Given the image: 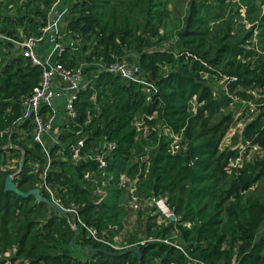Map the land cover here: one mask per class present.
<instances>
[{
    "label": "trees",
    "instance_id": "1",
    "mask_svg": "<svg viewBox=\"0 0 264 264\" xmlns=\"http://www.w3.org/2000/svg\"><path fill=\"white\" fill-rule=\"evenodd\" d=\"M50 1L0 0V264H80L74 250H85L83 264H264V0H73L62 34L79 42L82 60L135 52L148 85L99 71L76 93V116L59 126L44 172L33 120L18 122L41 68L11 41L39 35ZM73 54L64 48L57 63L77 67ZM237 124L241 157L255 151L233 168L238 152L220 145ZM173 135L185 152H169ZM101 138L114 145L103 165L84 158ZM8 175L51 201L47 185L66 216L4 191ZM132 196L164 199L174 221L151 204L129 224ZM77 220L121 249L86 238Z\"/></svg>",
    "mask_w": 264,
    "mask_h": 264
},
{
    "label": "built area",
    "instance_id": "2",
    "mask_svg": "<svg viewBox=\"0 0 264 264\" xmlns=\"http://www.w3.org/2000/svg\"><path fill=\"white\" fill-rule=\"evenodd\" d=\"M73 0H51L49 8L46 11L45 21L39 28V35H30L24 37L22 42L11 41L15 47V50L23 51L26 58H28L32 65L39 66L41 68V75L39 82L32 88V91L26 97L21 99L22 115L18 122H25L31 118L35 124L34 141L41 145L42 151L47 158L46 167L44 172L50 165V158L48 148L57 142L56 135H54L52 128L54 126V117L58 113L59 126L63 123H73L75 118V111L73 103L76 99V93L86 87L101 70H104L109 75L118 78L123 82L135 83L138 85H148L144 76L141 74L139 65L137 62V54L135 52H127L120 58L115 59L109 64H102L100 62L86 63L81 60V57H77L79 42L75 39L63 38L62 29L64 27V16L68 13L70 3ZM1 39H6L4 35L0 34ZM43 47L41 52L39 48ZM70 47L74 51V58L77 59V67L64 68L61 64L57 63V57L63 52L64 48ZM80 51V50H79ZM53 58V61H50ZM81 58V59H80ZM94 68V73L83 74V67ZM50 111L51 115L47 121L43 120L41 109ZM59 128V127H58ZM57 128V130H58ZM56 130V134H57ZM171 141L169 143V152L171 154H177L179 152H185L187 150L186 140H181L180 136H170ZM96 147V153L85 154L84 158L90 161H96L98 164L103 165V156L106 152L111 151L114 147L112 143H108L104 138H101ZM241 144V143H240ZM82 145L81 140L77 141L75 145H70V151L72 153V159L78 157L79 147ZM242 145V144H241ZM244 146L239 147V152ZM238 152V156L234 159H230L228 167L237 168L240 167L242 162L241 155ZM241 157V158H240ZM13 168V167H12ZM47 185H44V190L50 195L52 203L57 207L58 203L54 201V195L48 189ZM132 191L131 189L129 190ZM151 199L155 202V206L160 211L159 213L169 219L173 216L167 209L164 199ZM128 208L135 209L139 205L135 197H130L128 200ZM153 204V203H152ZM154 205V204H153ZM155 207V208H156ZM60 208V207H59ZM62 210V208H60ZM67 212H73L68 209ZM65 212V210H64ZM78 222L80 230L84 232L86 238L91 239L94 242L108 246L113 250H120L118 246V239L114 238L113 242H109L107 239L98 235L97 231L93 227L86 226L85 224ZM71 228L75 229L74 224H71ZM174 238V237H173ZM151 239L140 241L139 244H143ZM159 241L158 239H156ZM162 243L175 247L181 253L184 254L181 246L172 239L161 240ZM185 255V254H184Z\"/></svg>",
    "mask_w": 264,
    "mask_h": 264
},
{
    "label": "rangeland",
    "instance_id": "3",
    "mask_svg": "<svg viewBox=\"0 0 264 264\" xmlns=\"http://www.w3.org/2000/svg\"><path fill=\"white\" fill-rule=\"evenodd\" d=\"M76 47L78 48L77 57L83 56L85 53L84 52H81L80 45L77 44ZM39 50L42 52L43 51V47L42 48H39ZM50 61H53V58H51ZM88 67H85L84 66L83 69L88 68ZM86 73H90V74L94 73V68L87 69L86 70ZM238 128H240V125L237 124L235 127H232V128H230L228 130L226 136L224 137V139L222 140L221 145H220V147L222 149L223 148H226V149H229V150H235V151L239 152V149L238 148L241 147L242 145L240 144L239 138L236 136V131H238L237 130ZM56 130H57V126H56V123H54V126L52 128V131H53L54 135H56ZM253 150L252 151H247L246 154H245L246 156L244 155L245 157H243L242 159L243 160H248L253 155V152L255 151V150L254 151ZM243 151H244V148L241 149V152H239V154L241 155L243 153ZM155 200H158V199H155ZM152 203L155 206V202L150 201L149 203H145L143 205L142 204L137 205V207L134 210L131 209V208H129L132 211V213H130L129 217L127 218L129 224H131V223H133L135 221V216H136L135 213L136 212H138V213H140V212H142V213L146 212L147 211L146 210V205H151ZM127 207H129L128 203H127ZM155 212L156 213L157 212H160L157 207H156V211ZM263 228H264V221L260 225V228L258 230V235L261 233V231H262ZM59 251L64 252V253H69V250L66 249V248L65 249H60ZM70 254H72L80 262V264H83V262H84V260L86 258V252H85V250H74Z\"/></svg>",
    "mask_w": 264,
    "mask_h": 264
},
{
    "label": "water",
    "instance_id": "4",
    "mask_svg": "<svg viewBox=\"0 0 264 264\" xmlns=\"http://www.w3.org/2000/svg\"><path fill=\"white\" fill-rule=\"evenodd\" d=\"M13 176H10L8 175L5 179V184H4V187H3V190L4 191H8V192H13V193H16L20 196H22L23 198H26V197H29V196H33L36 201H42L43 203H45L47 206L51 207L54 211H56L59 215L65 217L66 214L63 210H61L59 207H57L54 203H52V201H49L45 198H43L42 194L39 192V190L37 189H32V190H29L27 191L26 193H22V191H20L19 189H17L14 181H13ZM169 221H174V217L173 216H170ZM72 232H73V236L72 238L70 239V242H69V245L71 247L74 248L73 246V241L74 239L76 238L77 234H78V230L75 228V229H72ZM88 251L91 250V249H87ZM132 252H134L137 260L139 258V250L138 248H133L131 249Z\"/></svg>",
    "mask_w": 264,
    "mask_h": 264
},
{
    "label": "crops",
    "instance_id": "5",
    "mask_svg": "<svg viewBox=\"0 0 264 264\" xmlns=\"http://www.w3.org/2000/svg\"><path fill=\"white\" fill-rule=\"evenodd\" d=\"M54 121H55V123H56V126H57V128L59 127V117H58V113L56 114V116L54 117Z\"/></svg>",
    "mask_w": 264,
    "mask_h": 264
}]
</instances>
